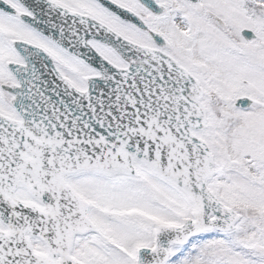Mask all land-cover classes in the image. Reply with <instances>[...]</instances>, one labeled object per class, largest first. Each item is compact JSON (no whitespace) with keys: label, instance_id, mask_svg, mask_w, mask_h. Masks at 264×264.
Here are the masks:
<instances>
[{"label":"snow or ice","instance_id":"1","mask_svg":"<svg viewBox=\"0 0 264 264\" xmlns=\"http://www.w3.org/2000/svg\"><path fill=\"white\" fill-rule=\"evenodd\" d=\"M0 264H264V0H0Z\"/></svg>","mask_w":264,"mask_h":264}]
</instances>
